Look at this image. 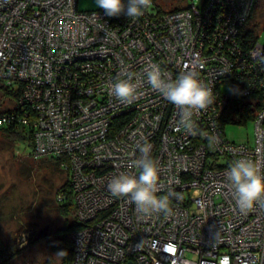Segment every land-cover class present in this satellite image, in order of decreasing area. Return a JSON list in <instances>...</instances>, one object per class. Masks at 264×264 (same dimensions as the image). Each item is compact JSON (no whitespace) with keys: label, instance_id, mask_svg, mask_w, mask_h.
Here are the masks:
<instances>
[{"label":"built area","instance_id":"obj_1","mask_svg":"<svg viewBox=\"0 0 264 264\" xmlns=\"http://www.w3.org/2000/svg\"><path fill=\"white\" fill-rule=\"evenodd\" d=\"M75 2L0 0V83L19 91L16 116L32 157L56 161L67 178L78 223L69 264H264V208L241 213L227 179L239 159L264 166V43H237L253 0H190L165 11L152 0L137 19ZM150 65L170 81L194 72L213 89L215 103L193 115V134L177 131L180 110L151 88ZM129 78L137 98L125 103L111 85ZM246 101L252 140L235 142L219 118L229 105L240 121ZM208 135L217 138L212 148ZM145 141L170 215L138 212L108 189L116 176L138 177Z\"/></svg>","mask_w":264,"mask_h":264},{"label":"rangeland","instance_id":"obj_2","mask_svg":"<svg viewBox=\"0 0 264 264\" xmlns=\"http://www.w3.org/2000/svg\"><path fill=\"white\" fill-rule=\"evenodd\" d=\"M169 1L159 2L174 5ZM171 3L183 4L184 0ZM75 4L78 9L97 6L95 0H76ZM251 22L257 27V39L264 42V0H257ZM222 131L232 141L251 143L253 125L251 120L226 121ZM31 158L28 142L0 139V247L2 244L16 251L12 264H59L60 256L49 247L47 238L53 240L54 230L63 222L54 204L55 192L65 174L51 173L41 168L44 161L34 158L31 162Z\"/></svg>","mask_w":264,"mask_h":264},{"label":"clouds","instance_id":"obj_3","mask_svg":"<svg viewBox=\"0 0 264 264\" xmlns=\"http://www.w3.org/2000/svg\"><path fill=\"white\" fill-rule=\"evenodd\" d=\"M97 7L104 10L108 17H118L124 13L129 18L137 19L145 15L152 7V0H128L127 6L123 0H95ZM147 82L153 90L159 91L168 101L180 110V121L177 131L184 130L188 134L195 132L193 115L206 111L215 103L213 89L198 79L191 71L182 73L175 81L165 78L159 66L150 65L146 69ZM130 79H121L111 85V93L119 100L130 103L137 98L136 85ZM229 91H234L229 89ZM209 148L217 143L214 135L206 137ZM152 145L145 141L138 145L141 157L136 161L140 169L139 175H119L108 184V189L114 197L128 198L136 206L138 212L144 214L170 215L169 198L158 197L159 164L150 157ZM262 164L252 159L234 161L227 173V179L234 188V201L241 213L251 211L255 206L264 208V173ZM180 197H177L179 199ZM58 255H65L61 251Z\"/></svg>","mask_w":264,"mask_h":264},{"label":"trees","instance_id":"obj_4","mask_svg":"<svg viewBox=\"0 0 264 264\" xmlns=\"http://www.w3.org/2000/svg\"><path fill=\"white\" fill-rule=\"evenodd\" d=\"M156 5L160 11L171 10V9H179L186 6L187 1L184 0L183 4H175L171 3L172 0L168 2V4L174 5H163L160 0H155ZM179 2V0H175ZM257 0H253L252 6L250 8L249 14L246 19L243 21L242 25L239 28L237 43H239L242 48H248L255 39H257V27L254 23L251 22V18L256 9ZM264 28V27H263ZM264 43V42H263ZM235 88V87H234ZM18 89L14 88L11 84L0 83V103L4 105V107L0 108V116L5 114L6 119L2 123H0V139H5L13 142L15 139H21L22 141L28 142L31 144V136L29 134V130L26 129L20 122L17 120V114L20 113L21 106L16 102ZM257 98L255 99V103L259 99L258 94H254ZM233 97V96H232ZM237 97V96H236ZM232 100V99H230ZM238 100H241L238 98ZM242 101V100H241ZM254 103V102H253ZM228 108L226 113H223L219 118V124L222 127L224 122H244L245 120H249L252 117V110L254 105L250 106L249 103L242 102L241 110L239 112V116L241 117L240 121L232 118L233 115L228 114ZM33 157L31 158V162H33ZM40 161H44L43 169L49 170L51 173H62L63 169L60 168L56 161L50 158H37ZM31 162L29 165H31ZM40 164H38V167ZM42 166V165H41ZM57 190H61L64 194L63 198L60 201H55L56 211L62 216L63 222L61 227L56 228L54 230L55 238L53 240L47 238V242L49 247L52 248L55 252H65V255H59L60 261L59 264H69L71 258V241L69 237L70 231L78 225L73 216V203L71 201V192L68 185L67 178H65L62 183L59 185ZM29 236H27L28 238ZM16 251L7 250L6 246L1 244L0 247V264H12L14 260V254Z\"/></svg>","mask_w":264,"mask_h":264},{"label":"water","instance_id":"obj_5","mask_svg":"<svg viewBox=\"0 0 264 264\" xmlns=\"http://www.w3.org/2000/svg\"><path fill=\"white\" fill-rule=\"evenodd\" d=\"M127 264H131L130 261H128Z\"/></svg>","mask_w":264,"mask_h":264}]
</instances>
